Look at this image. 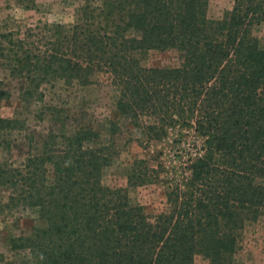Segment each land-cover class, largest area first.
Here are the masks:
<instances>
[{
    "label": "trees",
    "instance_id": "1",
    "mask_svg": "<svg viewBox=\"0 0 264 264\" xmlns=\"http://www.w3.org/2000/svg\"><path fill=\"white\" fill-rule=\"evenodd\" d=\"M231 2L211 17L208 0L85 1L42 52L0 32V61L21 101L43 103L42 85L86 86L98 72L115 90V119L98 129H70L63 108L44 104L35 117L51 126L18 165L3 154L24 121L0 117V190L42 221L11 238L12 251L26 250L30 264H194L196 255L233 264L245 222H264V46L253 34L264 0ZM167 49L179 53L176 65L142 64L147 51ZM7 95L0 82V101ZM121 121L145 142L188 126L200 144L170 177L160 161L135 158L125 186L112 187L101 177ZM153 182L164 184V206L149 216L128 189Z\"/></svg>",
    "mask_w": 264,
    "mask_h": 264
},
{
    "label": "rangeland",
    "instance_id": "2",
    "mask_svg": "<svg viewBox=\"0 0 264 264\" xmlns=\"http://www.w3.org/2000/svg\"><path fill=\"white\" fill-rule=\"evenodd\" d=\"M89 0H0V32L11 33L21 47L32 52H42L46 42L56 37V32H67L75 21L77 8ZM232 0H208L207 13L218 16L222 10L230 8ZM253 34L264 46V22L253 29ZM179 53L172 49L149 50L142 60L145 66L170 67L178 63ZM0 82L8 92L0 101V117L22 119L25 129L9 134L10 149L3 154L13 165L22 162L29 143L38 142L42 134L51 126L46 116L35 117L45 105L63 108L68 114L67 126L71 129L80 125H90L94 129L106 126L107 121L115 119V90L109 83L107 73L98 72L91 84L78 86L64 84L57 80L42 85L43 103L21 101L19 99L20 81L8 73L0 61ZM120 131L115 137L119 144L118 154L105 168L101 181L109 186H125V171L135 158H148L151 164L160 161L166 176L171 170L199 147L200 141L188 126H173L166 130L165 136L157 141L145 142L137 129L121 121ZM105 128V127H104ZM101 131V137H106ZM164 184L148 183L128 189L131 202L142 206L145 214L153 216L164 206ZM10 190H0V264H30L26 250L12 251L9 240L28 232L34 225H41L36 211L28 207H10L7 198ZM233 264H264V222L262 218L245 222L240 236L239 248L234 253ZM200 256L194 257V264H201Z\"/></svg>",
    "mask_w": 264,
    "mask_h": 264
}]
</instances>
